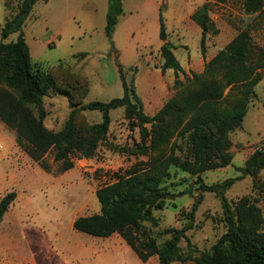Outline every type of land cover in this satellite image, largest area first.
<instances>
[{
	"label": "rangeland",
	"instance_id": "1",
	"mask_svg": "<svg viewBox=\"0 0 264 264\" xmlns=\"http://www.w3.org/2000/svg\"><path fill=\"white\" fill-rule=\"evenodd\" d=\"M7 2L6 9L5 0H0V43L4 44L15 42L18 36L13 33L1 39L5 20L19 0ZM206 3L210 20L218 32L207 35L203 58L201 33L191 16ZM121 6L122 14L117 18L112 36L113 46L104 33L108 0L37 2L25 21L22 31L32 63L39 64L46 72L52 71L58 78L60 68L69 76L86 80L87 93L82 98V92L74 96L81 104L107 103L121 98L123 86L119 68L126 84L134 89L142 109L151 96L158 94L159 86H165L171 98L183 90L194 72L188 69L178 75L176 84L175 80L172 85L167 83L159 54L160 18L165 23L167 41L174 46V56L186 68L195 63L190 60L200 57L205 68L243 30L250 33L254 44L264 45V12L246 14L242 0H121ZM260 72L262 79L255 87L256 97L248 104L241 127L229 135L231 164L196 176L164 164L170 157L185 158V139L176 137L162 150L142 153L139 130L125 119L122 108L110 112L108 134L98 144L95 155L85 159L74 154L71 157L73 168L65 172L60 170L61 164L54 161L53 151L41 162L33 161L17 146L14 130L0 121V199L11 192L16 194L0 224V264H29L26 260L32 264H159L156 256L142 263L119 235L95 238L72 227L77 217L99 213L97 189L115 182L116 176L126 170H147L151 166L159 167L160 187L172 197L166 200L162 210L152 212L156 225L144 223L145 227L158 243L170 238V235L159 238L161 231L175 230L180 250L193 252L194 258L210 251L226 228L221 200L199 187L201 183L220 184L240 176L236 168L242 167L261 146L264 70ZM57 88L66 89L63 85ZM3 91L6 92L1 88L0 92ZM43 108L44 125L52 131L63 127L72 110L66 95L56 90L43 98ZM100 122L101 114L97 111L81 112L75 118L81 134ZM224 196L228 202L248 196L259 208L264 221V173L236 181ZM194 203L197 207L193 222L189 223L184 215Z\"/></svg>",
	"mask_w": 264,
	"mask_h": 264
},
{
	"label": "trees",
	"instance_id": "2",
	"mask_svg": "<svg viewBox=\"0 0 264 264\" xmlns=\"http://www.w3.org/2000/svg\"><path fill=\"white\" fill-rule=\"evenodd\" d=\"M48 1L19 0L1 29L2 40L13 33H18V36L15 42L0 43V89L6 90L0 92V121L14 130L17 146L33 161L41 162L48 152L53 151L54 161L60 163V170L65 172L73 168L71 157L74 154L92 158L98 144L108 134L110 112L122 108L125 119L139 130L142 153L162 150L176 137L185 139V158H167L165 167L173 165L196 176L231 164L233 156L229 135L241 127L247 106L256 97L255 87L262 79L260 71L264 70V45L254 44L247 30L240 31L206 64L202 73H192L183 90L153 116L143 113L134 89L124 81L121 68V98L107 103L93 101L81 104L80 100L75 101L74 96L82 92V98L87 93L86 80L80 76H69L60 68L57 69L61 75L59 78L52 71L42 70L39 64L32 63L25 42L22 29L33 6L37 2ZM108 6L104 33L113 46L117 18L122 14L121 0H108ZM5 7H8L7 0ZM242 7L248 15H259L264 12V0H242ZM191 20L201 30L200 52L205 57L207 35L218 32L210 20L207 3L192 14ZM159 23V40L163 42L159 48L163 61L161 71L172 70L176 84L179 73L184 74V71L174 56L173 45L167 41L162 18ZM59 85L66 89L57 88ZM55 90L66 95L72 107L69 118L58 131L49 130L44 125L43 98ZM85 111L99 112L101 122L89 126L87 132L81 134L77 131L75 118ZM158 169L151 166L147 170H126L116 176L115 182L97 189L95 196L100 205L99 213L77 217L73 221V229L95 238L119 235L142 263L156 256L159 264L187 261L194 264H264V221L259 208L248 196L235 202H228L224 196L236 181L256 178L264 173V139L244 165L236 168L240 176L220 184H200L201 190L213 193L221 200L226 232L210 251L202 252L196 258L193 252L180 250L175 230L161 231L159 238L166 235L170 238L158 243L144 225H156L152 212L162 210L166 200L172 197L170 192L160 187ZM15 199L14 192L0 199V224ZM196 207L197 203H194L184 215L189 223L193 222Z\"/></svg>",
	"mask_w": 264,
	"mask_h": 264
},
{
	"label": "crops",
	"instance_id": "3",
	"mask_svg": "<svg viewBox=\"0 0 264 264\" xmlns=\"http://www.w3.org/2000/svg\"><path fill=\"white\" fill-rule=\"evenodd\" d=\"M196 25V24H195ZM197 26V25H196ZM198 27V26H197ZM199 28V27H198ZM199 30H200V28H199ZM200 33H201V30H200ZM163 44V42H161L160 41V44H159V47H161V45ZM174 47V46H173ZM202 56V55H201ZM201 58V57H200ZM198 59V60H190V61H193V62H195V63H193V64H191L190 66H187V68L186 67H183V66H181L182 67V69H183V71H184V73H185V71H187L188 69H191V71H193L195 74H200V73H202L203 72V70H204V60H203V58H205V57H203L202 59ZM207 60V59H206ZM196 62H198L197 64H198V67H195L196 66ZM161 65H162V62H161ZM200 65V66H199ZM156 70V69H155ZM179 74H181V73H179ZM164 76H166L167 77V83L169 84V85H172V82L175 80V75H174V72L172 71V70H166L165 72H164ZM159 92H158V94H156V95H153V96H151L148 100H147V105L146 106H144V108L142 109V111H143V113L145 112V111H148V112H151L152 113V115H147V116H153L156 112H158L161 108H162V106L171 98V96L168 94V91L165 89V86H159V90H158ZM163 95H165L164 96V99H165V97H166V99L165 100H163V98H162V96ZM170 96V97H169ZM168 97V98H167ZM142 108V107H141ZM145 115L147 114V112L146 113H144ZM131 249V248H130ZM133 252V251H132ZM134 253V252H133ZM26 262L27 263H29V264H32L30 261H27L26 260Z\"/></svg>",
	"mask_w": 264,
	"mask_h": 264
},
{
	"label": "water",
	"instance_id": "4",
	"mask_svg": "<svg viewBox=\"0 0 264 264\" xmlns=\"http://www.w3.org/2000/svg\"><path fill=\"white\" fill-rule=\"evenodd\" d=\"M188 194H190V192H188Z\"/></svg>",
	"mask_w": 264,
	"mask_h": 264
}]
</instances>
